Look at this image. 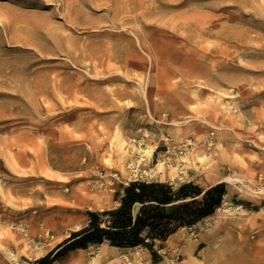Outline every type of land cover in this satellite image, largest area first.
<instances>
[{
	"label": "rangeland",
	"instance_id": "obj_1",
	"mask_svg": "<svg viewBox=\"0 0 264 264\" xmlns=\"http://www.w3.org/2000/svg\"><path fill=\"white\" fill-rule=\"evenodd\" d=\"M138 179L226 182L230 208L123 264L264 260V0H0V264H37Z\"/></svg>",
	"mask_w": 264,
	"mask_h": 264
},
{
	"label": "trees",
	"instance_id": "obj_2",
	"mask_svg": "<svg viewBox=\"0 0 264 264\" xmlns=\"http://www.w3.org/2000/svg\"><path fill=\"white\" fill-rule=\"evenodd\" d=\"M227 193L226 182L202 188L194 182L174 185L157 179L129 182L121 203L102 213L89 211L90 222L76 230L37 264H48L67 252L109 242L120 247H148L166 240L181 227L192 226L213 215Z\"/></svg>",
	"mask_w": 264,
	"mask_h": 264
},
{
	"label": "bare ground",
	"instance_id": "obj_3",
	"mask_svg": "<svg viewBox=\"0 0 264 264\" xmlns=\"http://www.w3.org/2000/svg\"><path fill=\"white\" fill-rule=\"evenodd\" d=\"M116 8H118V6ZM122 10H123V8H122ZM219 96L221 97V95H219ZM208 156H209V154L198 153V157L200 159H205ZM185 160H186V158H185ZM181 161H183V160H181ZM150 162H151V151L147 150L146 154H141V153L138 154L137 161L131 160L128 168L130 170H132L134 174H137L139 171V168H141L142 166H147ZM172 162L173 161L170 158H169V160H165L163 162H160L158 164V170L164 171V170L168 169L172 173L171 174L172 177H174L175 176L174 173L179 172L180 169L183 170L182 172H187L184 167L174 166V164H172ZM145 172L147 175H150V176H153L154 174H156L155 170H146ZM115 175L119 176L117 174H115ZM228 180H234V178L229 177V178L224 179L222 181H228ZM129 181L127 183H129ZM117 203L119 205L121 203V200H118ZM223 208H225V209L230 208V206H229V204L225 198H224L222 204L218 207V209H223ZM197 225H198V223L192 225L190 228L192 229V228L196 227ZM186 228H187V226H184V227H181L180 229H186ZM91 247H94V246L92 245ZM141 247H142V245H139L136 247H120V246L112 245L109 242H104V243L98 244L97 247L95 248V250L92 248L87 249L88 252L90 253L89 263L90 264H123L124 259H126V258L129 259L130 253H132L133 251L138 253L140 251ZM128 264H130V263H128ZM258 264H264V260H262L261 263L258 261Z\"/></svg>",
	"mask_w": 264,
	"mask_h": 264
}]
</instances>
